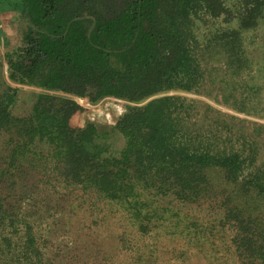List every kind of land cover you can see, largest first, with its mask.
Here are the masks:
<instances>
[{
    "label": "trees",
    "instance_id": "1",
    "mask_svg": "<svg viewBox=\"0 0 264 264\" xmlns=\"http://www.w3.org/2000/svg\"><path fill=\"white\" fill-rule=\"evenodd\" d=\"M5 12L24 24L7 80L38 92L17 116L20 90L0 84V264H53L27 181L40 169L94 196L93 206L108 209L104 221L197 246L206 232L229 228L227 252L240 264H264L258 142L234 131L235 118L218 131L197 128L195 104L180 94L208 85L221 104L264 119V85L249 52L264 31V0H0ZM217 56L218 66H208ZM111 97L129 104L114 124L86 119L75 127L88 114L76 98L97 105ZM256 127L258 138L264 125ZM27 201L35 208L25 210ZM201 201L217 207L216 223L174 206ZM175 254L187 258L186 250Z\"/></svg>",
    "mask_w": 264,
    "mask_h": 264
},
{
    "label": "rangeland",
    "instance_id": "2",
    "mask_svg": "<svg viewBox=\"0 0 264 264\" xmlns=\"http://www.w3.org/2000/svg\"><path fill=\"white\" fill-rule=\"evenodd\" d=\"M228 6L238 0H224ZM0 84L7 81L10 85L20 90V100L17 102L14 114L25 116L29 113L34 93L37 89L11 84L8 80V59L12 51L19 46L24 24L17 15L11 12L0 13ZM249 45V52L254 60L253 76L256 83L264 85V31L253 35ZM208 60V56L205 57ZM221 59L209 60L208 66H218ZM4 80V81H3ZM4 85L2 84V87ZM193 101L195 111L192 113L193 122H197V128L207 129L208 126L217 127L225 121L234 120V131L246 133L258 142L259 159L264 163V132L256 138L257 125H264V119L239 114L221 104L212 93L210 86H206L201 93H180ZM264 99V91L261 96ZM129 104L125 105L127 109ZM208 106L212 112H207ZM98 120L114 124L120 117L115 114L114 107L109 106ZM109 114V119L106 118ZM88 115L83 118L85 121ZM217 121V123L215 122ZM81 120L78 122L80 123ZM232 122V120H231ZM75 125V123H74ZM240 132V133H241ZM238 135V134H237ZM232 136L236 139V136ZM29 185H34L37 190V210L43 217L38 229L47 242L46 254L53 264H240L234 255L228 253V245L233 237V231L229 228H219L214 232H206L200 238V243L188 244L189 239L184 236L157 237L141 236L126 223H121L116 218L108 217L106 221L101 217L102 203L96 207V202L91 194H84L81 190L65 188L55 181L54 174H47L45 169L32 174L27 179ZM55 186V187H54ZM14 196V195H12ZM47 199H52L56 207L46 212ZM175 208L182 212H191L206 224L216 223L219 210L210 202L201 201L195 205L185 206L175 203ZM94 207V208H93ZM25 210L35 208L34 202H26ZM36 210V209H35ZM219 227V225H218ZM225 231V234H224ZM123 238H125L123 240ZM186 250V259L180 261L175 258L177 251Z\"/></svg>",
    "mask_w": 264,
    "mask_h": 264
},
{
    "label": "built area",
    "instance_id": "3",
    "mask_svg": "<svg viewBox=\"0 0 264 264\" xmlns=\"http://www.w3.org/2000/svg\"><path fill=\"white\" fill-rule=\"evenodd\" d=\"M76 100L79 102L80 105H82L88 111V114H87L88 118L90 120H92L93 122L97 121L102 116V114L104 112L99 113L98 111L103 109L107 102H111L114 104L113 107L115 110V114H117L119 116H122L123 114L126 113L127 109L125 108V105L126 104L128 105L127 102H125L123 100L116 99L114 97L104 99L101 103H99L97 105H93L88 100H85V99L76 98ZM109 117H110V115L106 114V118L109 119Z\"/></svg>",
    "mask_w": 264,
    "mask_h": 264
},
{
    "label": "crops",
    "instance_id": "4",
    "mask_svg": "<svg viewBox=\"0 0 264 264\" xmlns=\"http://www.w3.org/2000/svg\"><path fill=\"white\" fill-rule=\"evenodd\" d=\"M0 16H4V14H3V15H0ZM4 17H5V16H4ZM109 106H112V107H113L114 104L111 103V102H107L103 109L106 111V109H108ZM84 117H85V115H84L83 113H80V114H78V115L73 119V124L75 123V127L79 128V127H83V126L85 125L86 120L83 121V118H84ZM80 120H81V122L78 123Z\"/></svg>",
    "mask_w": 264,
    "mask_h": 264
}]
</instances>
